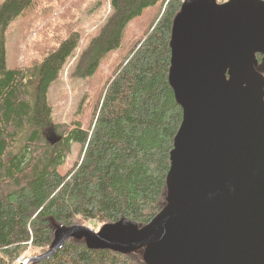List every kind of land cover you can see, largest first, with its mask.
Returning a JSON list of instances; mask_svg holds the SVG:
<instances>
[{"label": "trees", "instance_id": "16d2710c", "mask_svg": "<svg viewBox=\"0 0 264 264\" xmlns=\"http://www.w3.org/2000/svg\"><path fill=\"white\" fill-rule=\"evenodd\" d=\"M39 1L5 0L0 6V264L43 254L59 227H101L121 219L139 228L149 224L166 205L170 152L182 121L168 71L172 23L184 0H110L111 15L72 72L86 80L84 100L91 98L85 125L53 124L47 102L77 47L76 33L40 64L6 68L4 32ZM148 8L153 13L147 23L128 27ZM256 59L264 76V55ZM101 66L109 75L97 74ZM49 129L61 137L54 146L44 137ZM71 142L80 148L77 161L62 176L57 168ZM38 264L144 262L140 252L89 250L84 240L70 239Z\"/></svg>", "mask_w": 264, "mask_h": 264}, {"label": "water", "instance_id": "95a60500", "mask_svg": "<svg viewBox=\"0 0 264 264\" xmlns=\"http://www.w3.org/2000/svg\"><path fill=\"white\" fill-rule=\"evenodd\" d=\"M168 84L182 121L170 152L166 205L146 226L59 227L43 254L70 240L140 252L144 264H264V1L184 0L173 20ZM54 146L53 129L44 133Z\"/></svg>", "mask_w": 264, "mask_h": 264}, {"label": "rangeland", "instance_id": "374dc122", "mask_svg": "<svg viewBox=\"0 0 264 264\" xmlns=\"http://www.w3.org/2000/svg\"><path fill=\"white\" fill-rule=\"evenodd\" d=\"M4 1L0 0V6ZM58 3L59 0L39 1L8 25L4 32L6 68L12 70L40 64L70 33H76L77 47L50 86L47 102L53 124L82 121L85 125L91 110V98L84 100L87 94L86 80L74 77L72 72L82 51L99 35L111 15L110 0H67L62 7H57ZM152 13L153 8L144 10L142 16L128 27L133 28L140 22L147 23ZM123 49L113 57L122 55ZM97 74L107 76L109 68L101 66ZM79 149L78 144L70 143L66 159L57 168L60 175H66L73 167ZM84 227L94 231L100 228L90 225Z\"/></svg>", "mask_w": 264, "mask_h": 264}, {"label": "built area", "instance_id": "2783aa9c", "mask_svg": "<svg viewBox=\"0 0 264 264\" xmlns=\"http://www.w3.org/2000/svg\"><path fill=\"white\" fill-rule=\"evenodd\" d=\"M217 4H224L226 2H228L229 0H215Z\"/></svg>", "mask_w": 264, "mask_h": 264}, {"label": "flooded vegetation", "instance_id": "af4514ba", "mask_svg": "<svg viewBox=\"0 0 264 264\" xmlns=\"http://www.w3.org/2000/svg\"><path fill=\"white\" fill-rule=\"evenodd\" d=\"M262 74V73H261ZM264 77V76H263Z\"/></svg>", "mask_w": 264, "mask_h": 264}]
</instances>
